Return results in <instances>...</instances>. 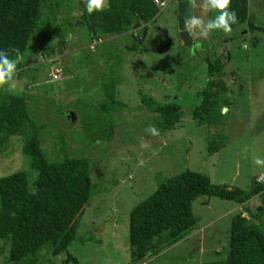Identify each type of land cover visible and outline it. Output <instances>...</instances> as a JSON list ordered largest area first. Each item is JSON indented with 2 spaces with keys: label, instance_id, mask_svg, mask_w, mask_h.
Wrapping results in <instances>:
<instances>
[{
  "label": "rangeland",
  "instance_id": "obj_1",
  "mask_svg": "<svg viewBox=\"0 0 264 264\" xmlns=\"http://www.w3.org/2000/svg\"><path fill=\"white\" fill-rule=\"evenodd\" d=\"M70 2H64L68 5L60 8L58 19L63 23L66 41L73 44L61 47L59 54L50 59L52 64L41 63L38 80L27 85L29 93L37 94L38 89L49 93L45 101L49 109L40 102L43 109L37 110L39 97L32 96L38 101L34 117L48 124L51 120L44 128L46 131L43 130L42 146L46 153L57 156L56 140L51 135L61 134L65 153L86 150L93 164L92 195L80 220L77 239L67 250L76 260L64 264H205L223 257L224 253L218 252L226 248L230 219L240 210L249 218L245 206L216 197H198L192 203L197 224L188 236L138 262L130 258L129 212L155 191L160 180L185 170L206 175L214 185L226 184L243 190L251 186L255 177L264 178V167L254 163L255 157L264 158V35L248 31V22L232 27L231 33L212 31L207 38L198 32H188L193 44L188 49L179 39L177 2L167 0L150 26L141 51L125 50L132 44L130 36L111 41L108 50L104 40L99 44L88 43L85 30L74 27L76 19L86 10L87 0ZM202 3L203 0H195L192 15L207 22L218 13L205 12L200 7ZM248 15L255 26L264 27V0H248ZM44 31L45 27L40 26L26 55L42 47ZM90 47L95 57L91 66L96 64L102 72L107 61L108 66L115 68L119 84L115 97L126 105L115 110V117L96 109L97 103L104 99L102 88L92 89L91 85L99 82L86 80L79 70L77 60L82 50ZM221 54L228 58L223 78L228 92L217 100L220 111L214 113V119L207 117L208 121L197 125L193 111L202 103L199 93L208 78L204 58H217ZM27 61L30 65L31 60ZM55 66L75 69L74 74H67L64 77L67 81H59L63 78L60 73L57 75L60 78L52 77L45 84L49 77L43 72H53ZM141 96L159 103L178 104L182 112L180 123L175 128L160 130L159 136L150 135L145 129L155 125L156 116L143 106ZM61 109L63 112L69 109L66 118ZM141 138L150 147L142 148ZM20 145L8 144L2 153L10 155L0 154V177L26 168L27 160L20 153ZM210 146L215 150L210 151ZM245 146L246 153L242 151ZM7 250L8 246L0 241V264H5ZM65 258L66 253L52 257L42 251L38 264H62Z\"/></svg>",
  "mask_w": 264,
  "mask_h": 264
},
{
  "label": "trees",
  "instance_id": "obj_2",
  "mask_svg": "<svg viewBox=\"0 0 264 264\" xmlns=\"http://www.w3.org/2000/svg\"><path fill=\"white\" fill-rule=\"evenodd\" d=\"M65 1L0 0V50L20 49L24 59L17 65L18 77L25 80L21 92L0 91V154L8 144L16 142L21 144L20 153L27 160L26 168L8 175L1 174L4 176L0 177V241L8 246L5 264H38L42 251L52 257L66 253L62 264L75 262L76 259L67 250L77 239L80 220L92 195L93 164L89 155L85 154L86 150L65 153L63 136L60 134L51 135L56 140L57 156L51 157L46 153L42 146L45 137L43 130L46 131L44 128L51 120L48 124L34 117L33 109L38 106V101L33 100L32 96L39 97L40 108L37 110H41L48 92L38 89L37 94L29 93L27 87L38 80L37 71H40L41 63L52 64L50 59L54 54H59L61 47L73 44L66 41L63 23L58 19L60 8L68 5ZM108 3L109 8L103 12L89 14L84 10L74 27L80 26L85 30L88 43L99 44L104 40V47L108 46V50L111 41L130 36L132 44L126 46L125 50L141 51L140 46L150 26L155 23L160 7L154 0H108ZM230 10L235 11L238 17V22L231 27L248 22V31H260L264 35V27L255 26L248 15V0H231ZM40 26L45 27V41L42 47L26 55L30 40L40 31ZM190 46L185 47L190 49ZM9 55L15 58L14 53L9 52ZM40 58H43L42 61L38 60ZM78 59L84 78L99 82L91 85L92 89L99 86L104 93V99L97 103L96 109L107 115L113 113L115 117V110L126 106L115 97L119 85L115 68L108 66L107 61L102 72H99L96 64L91 66L95 57L90 48L82 50ZM118 59L120 62L119 54ZM27 60H31L30 65L26 63ZM204 61L208 66V78L206 86L199 93L203 97L202 103L193 111L197 125L204 124L209 117L214 119V113L220 111L217 100L228 92L223 82L228 58L221 54L217 58L207 56ZM74 70L55 66L53 72H43L49 77L45 84L51 82L56 72L62 73L63 78L59 81H67L64 77L74 74ZM140 101L156 116L154 123L159 131L175 128L180 123L182 112L178 104L168 101L159 103L146 96H141ZM48 106L45 108L49 109ZM68 110L63 112L61 109L65 118ZM211 150L215 148L210 146ZM3 155L10 154L6 152ZM258 178L255 177L246 190L226 184L214 185L206 175L192 170L160 180L155 191L129 212L131 261L138 262L148 255L160 253L186 238L197 224L192 203L198 197L207 196L245 206L249 218L241 210L232 216L226 248L218 252L224 253V256L205 264H264V181Z\"/></svg>",
  "mask_w": 264,
  "mask_h": 264
},
{
  "label": "clouds",
  "instance_id": "obj_3",
  "mask_svg": "<svg viewBox=\"0 0 264 264\" xmlns=\"http://www.w3.org/2000/svg\"><path fill=\"white\" fill-rule=\"evenodd\" d=\"M164 4H163V2ZM159 0L158 5L160 10L167 5V0ZM177 2V0H176ZM190 5L195 6V0H189ZM231 0H203L200 7L205 11H215L218 13L214 18H210L205 22L204 18L195 15H190L185 19L184 27L191 34L198 32V34L204 38L215 30H222L224 33L232 32V25L238 22V17L235 11L230 10ZM109 8L108 0H87L86 11L89 14L93 12H103ZM177 12V11H176ZM179 33V31H178ZM92 47H90L91 49ZM9 52L15 54V58H11ZM194 54V50H193ZM24 59L20 49L13 47L10 50H0V91L10 92L16 90H23V84L25 80L18 78L17 65ZM58 72H56L55 79L60 78ZM7 86V87H5ZM152 136H159L160 132L155 125H150L145 129ZM141 147L148 148L149 145L143 142L141 138ZM247 152V147L242 150ZM140 165H143V160L139 161ZM254 163L257 166L264 167V158L259 156L254 158ZM264 181V178H263Z\"/></svg>",
  "mask_w": 264,
  "mask_h": 264
},
{
  "label": "water",
  "instance_id": "obj_4",
  "mask_svg": "<svg viewBox=\"0 0 264 264\" xmlns=\"http://www.w3.org/2000/svg\"><path fill=\"white\" fill-rule=\"evenodd\" d=\"M190 15H192V5H190L189 0H177V28L179 31V39L183 46L186 47L192 44V39L184 27L185 19Z\"/></svg>",
  "mask_w": 264,
  "mask_h": 264
},
{
  "label": "built area",
  "instance_id": "obj_5",
  "mask_svg": "<svg viewBox=\"0 0 264 264\" xmlns=\"http://www.w3.org/2000/svg\"><path fill=\"white\" fill-rule=\"evenodd\" d=\"M154 2L156 3V4H159V0H154ZM258 180H261V181H263V179L262 178H258Z\"/></svg>",
  "mask_w": 264,
  "mask_h": 264
}]
</instances>
